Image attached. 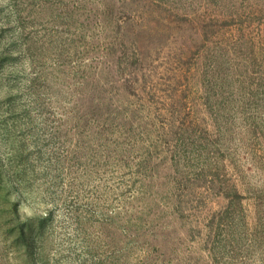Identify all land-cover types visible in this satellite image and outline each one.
<instances>
[{"label":"rangeland","instance_id":"obj_1","mask_svg":"<svg viewBox=\"0 0 264 264\" xmlns=\"http://www.w3.org/2000/svg\"><path fill=\"white\" fill-rule=\"evenodd\" d=\"M0 264H264V0H0Z\"/></svg>","mask_w":264,"mask_h":264}]
</instances>
